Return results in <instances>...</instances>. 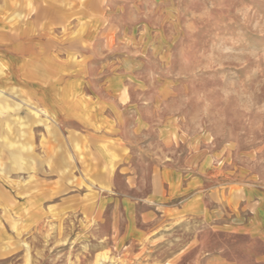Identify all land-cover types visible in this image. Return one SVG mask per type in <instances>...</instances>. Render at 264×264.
Here are the masks:
<instances>
[{
	"label": "rangeland",
	"instance_id": "1",
	"mask_svg": "<svg viewBox=\"0 0 264 264\" xmlns=\"http://www.w3.org/2000/svg\"><path fill=\"white\" fill-rule=\"evenodd\" d=\"M0 15L13 30L31 16L71 64L58 83L48 66L64 122L22 88L0 113V264H264L247 193L264 190V0H0ZM87 48L128 62L127 147L75 97L110 85L113 67L67 74ZM23 70L0 58V88ZM200 204L229 226L211 230Z\"/></svg>",
	"mask_w": 264,
	"mask_h": 264
},
{
	"label": "crops",
	"instance_id": "2",
	"mask_svg": "<svg viewBox=\"0 0 264 264\" xmlns=\"http://www.w3.org/2000/svg\"><path fill=\"white\" fill-rule=\"evenodd\" d=\"M1 19V15H0ZM88 32L89 36L95 32L96 27L89 23ZM94 30V31H93ZM93 36V35H92ZM117 45H126L123 42H118ZM92 50L87 48V50H78L79 58L73 69L70 68L67 74L70 78L74 80H79L81 82H89L92 77H95V72L100 69L103 71H108L105 77V82L109 83L108 91L106 92V98H98L95 100L94 97L85 93L83 91L77 92L75 95L78 99H83L92 103L93 106L91 114L92 124L96 127H100L107 137L116 139L121 142V146L127 147L129 145L126 132L134 133L137 132V124L127 125V122H123L122 114L124 108L123 97L126 95L122 87V83H127L128 74V62L120 57L119 59L113 57L115 50H103L99 55H92ZM61 53V55H60ZM63 46L59 44L56 38H49L47 29L38 28L37 22L32 20L31 16H28L22 20L14 30L9 26V24L0 20V58L6 62L13 63L14 66H23L24 74L31 75V77H25L24 82L20 80L16 81L14 85H9L7 89H2L0 91V113H6L10 109L9 103H7V98L11 96L10 93L16 89H24L38 101V106H30L29 110L37 117L45 116L53 121L64 122L65 117L68 115L67 110L59 106L56 99L61 98L63 105L65 106L63 100L68 98L64 94L53 93L49 87L48 83L50 80L48 77V66H52L50 71L54 78L50 82L58 83L64 78L65 67H71V64H67L64 67L63 59ZM51 61L49 63V58ZM55 57V58H54ZM113 57V58H112ZM115 58V59H114ZM55 60V62L53 60ZM54 63V64H53ZM56 66V67H55ZM27 68V70H25ZM94 80V79H93ZM21 86V87H20ZM107 89H105L106 91ZM43 95H49L54 101L55 111L57 114V119L50 117L52 112H49V108L45 106V101ZM91 97L92 99H88ZM87 98V99H86ZM60 100V102H61ZM136 107V106H135ZM76 112V111H75ZM67 119V118H66ZM129 137V136H128ZM174 176V174L172 175ZM177 179V178H176ZM176 179H172L176 180ZM252 188L247 192L254 200H256L257 206L253 215V228L255 231L253 233L257 236H262L264 241V190L261 189L259 184L251 185ZM199 211L201 215L205 218V221L209 225L210 229H218L219 227H226L229 224L225 223L222 218V211L219 209L206 210L205 205L199 206ZM214 231V230H213ZM221 260L219 255L210 258L205 264H217L216 261ZM264 259V255H263Z\"/></svg>",
	"mask_w": 264,
	"mask_h": 264
},
{
	"label": "bare ground",
	"instance_id": "3",
	"mask_svg": "<svg viewBox=\"0 0 264 264\" xmlns=\"http://www.w3.org/2000/svg\"><path fill=\"white\" fill-rule=\"evenodd\" d=\"M0 91H2V89L0 88Z\"/></svg>",
	"mask_w": 264,
	"mask_h": 264
}]
</instances>
